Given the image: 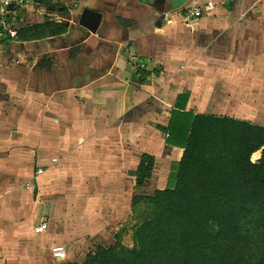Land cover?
I'll return each mask as SVG.
<instances>
[{
  "label": "crops",
  "instance_id": "obj_1",
  "mask_svg": "<svg viewBox=\"0 0 264 264\" xmlns=\"http://www.w3.org/2000/svg\"><path fill=\"white\" fill-rule=\"evenodd\" d=\"M212 2L192 23L184 10L204 0H32L18 15V31L49 19L68 33L0 44V264L114 245L143 155L154 172L183 157L166 143L182 96L187 112L264 127V0ZM85 9L103 16L96 34Z\"/></svg>",
  "mask_w": 264,
  "mask_h": 264
},
{
  "label": "trees",
  "instance_id": "obj_2",
  "mask_svg": "<svg viewBox=\"0 0 264 264\" xmlns=\"http://www.w3.org/2000/svg\"><path fill=\"white\" fill-rule=\"evenodd\" d=\"M66 33L68 27L47 19L20 29L18 39ZM49 66L46 59L40 68ZM138 75L141 81L150 77ZM181 102L184 108L178 103L167 129V145L183 150L170 186L139 195L156 168L155 157L143 155L134 174L133 247L122 244L123 228L114 245L94 247L83 264H264V127L196 115L186 111L187 96Z\"/></svg>",
  "mask_w": 264,
  "mask_h": 264
},
{
  "label": "built area",
  "instance_id": "obj_3",
  "mask_svg": "<svg viewBox=\"0 0 264 264\" xmlns=\"http://www.w3.org/2000/svg\"><path fill=\"white\" fill-rule=\"evenodd\" d=\"M32 0H0V44L4 39L17 38L18 30L14 28L16 18L20 15ZM205 7H189L184 10V18L187 22H196L205 16L206 11L214 7L212 0H204ZM166 19L169 20L170 16L166 15ZM57 162V160H54ZM43 169H39L37 176L44 174ZM48 223L42 222L35 228L37 234H44L48 229ZM53 256L58 261H64L67 259L66 248L58 246L53 248Z\"/></svg>",
  "mask_w": 264,
  "mask_h": 264
},
{
  "label": "rangeland",
  "instance_id": "obj_4",
  "mask_svg": "<svg viewBox=\"0 0 264 264\" xmlns=\"http://www.w3.org/2000/svg\"><path fill=\"white\" fill-rule=\"evenodd\" d=\"M260 157H261V154L259 152V153L254 155L253 161H256ZM178 160H179V156L175 155L173 157V161H174L173 164H175V162L178 161ZM170 163L171 162H167V163L162 162V165L159 166V169L157 170V172H154V176L152 178L153 181H151V183H149L147 188L140 190L139 191V195L152 196L160 188L162 189V188H166V187L170 186V184H171L170 176H171V173H172V170H169L170 166H171ZM165 166H167L166 169H165ZM132 217H133V214H132ZM130 224H131V222H130ZM129 225L127 227H124L125 229H127V232L123 235L121 241H122V244H124V246H126L128 248H132L133 245H134L133 231L131 230ZM113 243H115V242H113ZM100 244L103 245V246L105 245V244H103V242H100L99 240H89L87 245L83 246L81 248V250H79V252L76 254V256L73 259V261H79V262H81V264H83L85 262V260H86V257H87L86 255H88V253L91 250H93L94 247H96V246H98ZM48 260H49L50 264H70L71 262L75 263L72 260H68V259L66 261H64V262H57L54 259L53 254H51L49 256Z\"/></svg>",
  "mask_w": 264,
  "mask_h": 264
},
{
  "label": "water",
  "instance_id": "obj_5",
  "mask_svg": "<svg viewBox=\"0 0 264 264\" xmlns=\"http://www.w3.org/2000/svg\"><path fill=\"white\" fill-rule=\"evenodd\" d=\"M103 16L96 11L85 9L80 19V26L96 34L102 23Z\"/></svg>",
  "mask_w": 264,
  "mask_h": 264
}]
</instances>
